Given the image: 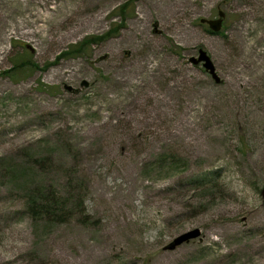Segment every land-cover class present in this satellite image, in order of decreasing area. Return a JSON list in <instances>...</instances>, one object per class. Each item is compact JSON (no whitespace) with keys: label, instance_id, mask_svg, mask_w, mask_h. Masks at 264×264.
I'll list each match as a JSON object with an SVG mask.
<instances>
[{"label":"rangeland","instance_id":"1","mask_svg":"<svg viewBox=\"0 0 264 264\" xmlns=\"http://www.w3.org/2000/svg\"><path fill=\"white\" fill-rule=\"evenodd\" d=\"M0 264H264V0H0Z\"/></svg>","mask_w":264,"mask_h":264},{"label":"water","instance_id":"2","mask_svg":"<svg viewBox=\"0 0 264 264\" xmlns=\"http://www.w3.org/2000/svg\"><path fill=\"white\" fill-rule=\"evenodd\" d=\"M224 18V14L222 11H218V15L216 19H212V20H204V19H200L199 21L202 24H208L209 29L211 30V32L213 33H219V30L222 27V23H223V19ZM190 62L193 65H198L199 63L201 64V66H203V68L205 69L206 72H208L209 75H211L213 77V79L218 82V77L215 75V69L214 66L212 65L210 58L207 56V54H205L201 49L198 51V57L197 58H190ZM85 87L88 85L86 83L83 84ZM70 90V88H69ZM200 236V232L199 229H194L191 231H187L185 233H183L182 235L176 237L172 243H170L167 247L168 250H173L175 247H178L181 244L187 243L190 240H195V238Z\"/></svg>","mask_w":264,"mask_h":264},{"label":"trees","instance_id":"3","mask_svg":"<svg viewBox=\"0 0 264 264\" xmlns=\"http://www.w3.org/2000/svg\"><path fill=\"white\" fill-rule=\"evenodd\" d=\"M54 198L52 196L51 190L48 189L46 193L42 194L39 192L38 198L35 200L36 202L32 203V205L29 206L31 210V214H37L41 213L47 218L48 221H50V216L52 213L50 212L51 207L57 208L54 206L50 201H53Z\"/></svg>","mask_w":264,"mask_h":264},{"label":"bare ground","instance_id":"4","mask_svg":"<svg viewBox=\"0 0 264 264\" xmlns=\"http://www.w3.org/2000/svg\"><path fill=\"white\" fill-rule=\"evenodd\" d=\"M134 34L133 33H129V35L126 37V39L125 40H127V42H129V44H133V42H134ZM123 69H125V71H126V73H128L129 71L126 69V67H123ZM133 75V74H132ZM131 76L130 75H128V76H126V78H124V79H121L120 81L122 82V83H127V81H128V79L130 78ZM120 82V83H121Z\"/></svg>","mask_w":264,"mask_h":264}]
</instances>
